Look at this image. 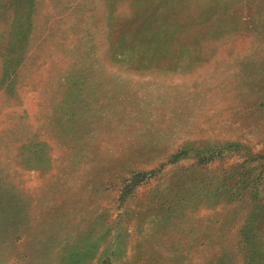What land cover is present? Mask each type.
<instances>
[{"label":"rangeland","instance_id":"374dc122","mask_svg":"<svg viewBox=\"0 0 264 264\" xmlns=\"http://www.w3.org/2000/svg\"><path fill=\"white\" fill-rule=\"evenodd\" d=\"M0 264H264V0H0Z\"/></svg>","mask_w":264,"mask_h":264}]
</instances>
